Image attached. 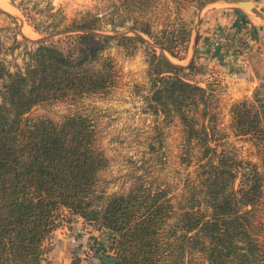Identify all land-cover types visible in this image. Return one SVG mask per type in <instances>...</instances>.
<instances>
[{
  "label": "trees",
  "instance_id": "1",
  "mask_svg": "<svg viewBox=\"0 0 264 264\" xmlns=\"http://www.w3.org/2000/svg\"><path fill=\"white\" fill-rule=\"evenodd\" d=\"M53 22L54 31L67 33L58 44L39 43L15 72L0 62V264H54L45 242L65 211L113 234L115 264H264V93L231 109L230 130L253 143V162L240 158L218 127L210 89L183 78L193 63L175 65L149 46L148 107L166 120L178 117L186 143L194 141V181L178 204L169 190L147 184L100 195L98 175L108 159L91 121L28 115L37 106L107 93L115 75L104 51L113 41L134 45L153 34L144 21L130 29L134 37L104 34L98 16L61 31ZM187 38L157 44L180 59L176 50Z\"/></svg>",
  "mask_w": 264,
  "mask_h": 264
},
{
  "label": "rangeland",
  "instance_id": "2",
  "mask_svg": "<svg viewBox=\"0 0 264 264\" xmlns=\"http://www.w3.org/2000/svg\"><path fill=\"white\" fill-rule=\"evenodd\" d=\"M6 1L13 9L9 13L0 8V62L12 72L24 68L26 53L37 48V41L52 37L46 42L58 44L67 35L54 31L53 19L61 23V31L76 21L98 16L103 20L104 34L129 37L135 36L130 29L136 22L144 21L150 27L153 38L142 35L145 43L130 45L113 41L104 51L103 58L111 60L115 75V84L107 93L37 106L28 115L30 120L50 119L56 123L75 115L91 121L96 131V146L108 159L107 167L98 175L96 190L100 195L124 194L138 184H147L169 190L174 203L178 204L194 181L196 156L199 155L194 141L186 143L184 127L178 117L166 120L161 114H153L148 107L152 50L157 55L164 53L178 66L188 67L193 63V69L185 70L183 78L210 89L212 110L217 116L218 127L228 135L227 141L234 145L240 158L259 161L253 143L235 137L230 125L231 109L236 103L251 100L257 90L264 93V61H251L249 72L238 67L233 70L216 68L206 61L195 60L193 48L207 12L233 7L247 11L264 24V12L259 9L264 0ZM239 1L253 5L255 10L245 9ZM174 36L188 37L187 44L176 50L180 59L163 52L157 44V40ZM64 216L66 218L58 222L60 226L68 219L73 221L72 216L81 218L69 211H65ZM110 235L105 239H110L111 246L113 234ZM52 236L54 238V232L45 242L46 248L51 250ZM95 248L97 254L106 253V250L101 252L97 246ZM95 248L91 249L92 254H86L85 261L93 258Z\"/></svg>",
  "mask_w": 264,
  "mask_h": 264
},
{
  "label": "crops",
  "instance_id": "3",
  "mask_svg": "<svg viewBox=\"0 0 264 264\" xmlns=\"http://www.w3.org/2000/svg\"><path fill=\"white\" fill-rule=\"evenodd\" d=\"M259 9L264 12V2ZM204 20L194 43L195 60L206 61L216 68H240L246 72H249L251 61H264V24L247 11L216 8L207 12ZM72 218L75 219H68L54 231L50 260L54 264H72L77 257L80 264H115L113 253L108 250L110 239H105L111 233L93 229L79 217ZM96 246L106 253L97 254ZM93 248V258L85 261L86 254H92Z\"/></svg>",
  "mask_w": 264,
  "mask_h": 264
},
{
  "label": "water",
  "instance_id": "4",
  "mask_svg": "<svg viewBox=\"0 0 264 264\" xmlns=\"http://www.w3.org/2000/svg\"><path fill=\"white\" fill-rule=\"evenodd\" d=\"M238 4L241 5L242 7H244L245 9H250L253 11L255 10V7L253 5H250L247 2H238ZM88 33H90V32H88ZM50 39H52V37H47V38L41 39V40L37 41L36 43L46 42V41H49Z\"/></svg>",
  "mask_w": 264,
  "mask_h": 264
},
{
  "label": "bare ground",
  "instance_id": "5",
  "mask_svg": "<svg viewBox=\"0 0 264 264\" xmlns=\"http://www.w3.org/2000/svg\"><path fill=\"white\" fill-rule=\"evenodd\" d=\"M0 8L1 9H3V10H5V11H7V12H11L12 11V7H11V5H9L8 3H7V1L6 0H0Z\"/></svg>",
  "mask_w": 264,
  "mask_h": 264
}]
</instances>
